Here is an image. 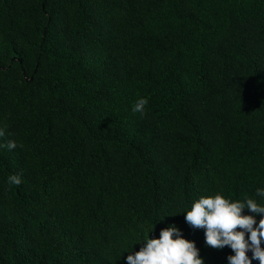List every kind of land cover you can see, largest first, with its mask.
<instances>
[{"label":"trees","instance_id":"16d2710c","mask_svg":"<svg viewBox=\"0 0 264 264\" xmlns=\"http://www.w3.org/2000/svg\"><path fill=\"white\" fill-rule=\"evenodd\" d=\"M0 127V264H127L169 225L228 264L183 211L264 204V0H0Z\"/></svg>","mask_w":264,"mask_h":264},{"label":"clouds","instance_id":"9594fccd","mask_svg":"<svg viewBox=\"0 0 264 264\" xmlns=\"http://www.w3.org/2000/svg\"><path fill=\"white\" fill-rule=\"evenodd\" d=\"M148 102L147 98L139 97L132 106V112L143 117ZM5 134L6 129L0 127V138ZM4 146L12 150L17 144L9 139ZM7 182L19 186L21 176L12 174ZM255 194L264 198V187H258ZM244 209L250 214H245ZM183 212L190 227L204 230L206 246L217 250L226 246L231 248L233 254L227 256L228 264H252V260L264 264V247H261L264 241V204L248 195L242 200H230L217 192L194 200L190 209ZM256 214L260 215L258 221ZM142 242L138 251L129 252L125 257L127 264H204L194 241L185 239L175 225L162 228L158 238H149L147 234ZM249 251L251 257L247 254Z\"/></svg>","mask_w":264,"mask_h":264}]
</instances>
